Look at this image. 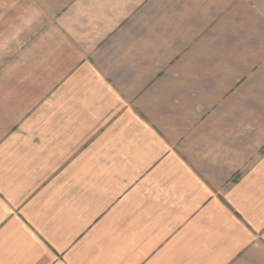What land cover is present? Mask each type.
Returning a JSON list of instances; mask_svg holds the SVG:
<instances>
[{"label":"crops","instance_id":"1","mask_svg":"<svg viewBox=\"0 0 264 264\" xmlns=\"http://www.w3.org/2000/svg\"><path fill=\"white\" fill-rule=\"evenodd\" d=\"M0 264H264V0H0Z\"/></svg>","mask_w":264,"mask_h":264}]
</instances>
